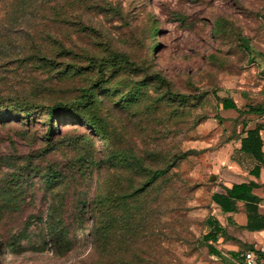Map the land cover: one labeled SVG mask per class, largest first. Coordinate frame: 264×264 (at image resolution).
<instances>
[{"label":"rangeland","instance_id":"1","mask_svg":"<svg viewBox=\"0 0 264 264\" xmlns=\"http://www.w3.org/2000/svg\"><path fill=\"white\" fill-rule=\"evenodd\" d=\"M216 93L264 104V0H0V264H210Z\"/></svg>","mask_w":264,"mask_h":264},{"label":"crops","instance_id":"2","mask_svg":"<svg viewBox=\"0 0 264 264\" xmlns=\"http://www.w3.org/2000/svg\"><path fill=\"white\" fill-rule=\"evenodd\" d=\"M258 106L264 107V104ZM245 108L239 109L245 110ZM220 111L221 115H218L224 119L223 123L233 124L236 135L243 130L241 122L246 120V130L260 128L262 140L263 156L258 161L252 155L241 151L240 138H244L245 135L240 138L233 137V141L238 143L237 151L227 167L223 168L219 174V191L212 194V197L216 194L223 195L225 189H231L233 185L251 184V194L258 199L257 203L250 205L252 203L245 204L239 201L236 212L225 213L212 202L217 219L212 217L207 220L213 224V227H208L209 233H212L215 238L214 241L207 243L211 248L210 264H244V255L248 251L254 252L260 260L264 259V254L260 251L264 249V113L250 114L248 117L243 116L239 119V114L234 110H223L220 105ZM236 120L239 123L236 124ZM247 204H249L251 223H249L248 212L244 208Z\"/></svg>","mask_w":264,"mask_h":264},{"label":"trees","instance_id":"3","mask_svg":"<svg viewBox=\"0 0 264 264\" xmlns=\"http://www.w3.org/2000/svg\"><path fill=\"white\" fill-rule=\"evenodd\" d=\"M76 3H78L79 5L82 4H86L87 0H75ZM81 28V32H84V25L80 26ZM154 34H158V30L154 31ZM111 59V66L114 69H118V67L121 66H127L128 68H134V64L130 61V58L127 55H116L114 54L113 57L110 58ZM100 62H91L89 68L95 66L97 67L100 71H102L103 64H99ZM74 74L76 73H80L79 70H77L76 68L73 69ZM84 70V69H83ZM160 79V78H159ZM92 86L90 85L87 88H84L82 90V96L81 98L76 102V106L77 107H85L87 105V103H91L92 102ZM216 96L215 99L218 101L219 105H221V108L223 110H234L239 114V119H241V117L246 116L248 117V115L250 114H263L264 113V107L262 106H252V105H248L246 106L245 110H241L237 107V105L233 102L232 99L230 98H219L217 96V93L214 94ZM177 98L180 100H187L189 98H191L190 96H184V95H177ZM36 106H33V108ZM17 108L20 109H24V108H29L26 105H22V106H17ZM48 113H49V117L50 119H55V117H61V109H59L57 106L48 108ZM3 112H0V118L4 117L3 116ZM86 115V120L87 121H93V118L90 117L88 114ZM69 118V117H67ZM216 119L220 124H223L224 119L222 117H220L218 114L216 115ZM238 119V120H239ZM238 120L235 121V123H239ZM246 120L241 122V126L243 127V130L241 132H239L237 135L234 133V136L236 138H240L241 136L245 135L244 138H240V143H241V151L243 153H246L248 155H252L256 160H261L262 156H263V152H262V140H261V136H260V128H257L255 130H246L247 127V123L245 122ZM92 127L96 130V126L94 124H92ZM168 169L165 170H158L152 173L151 178L148 180L147 184L152 183L154 180L163 177L167 174ZM55 175L53 173H49L45 184L46 187L51 186V184L55 181ZM251 188L252 185L251 184H242V185H233V187L231 189H225V193L223 195H214L212 197V202L215 203L216 205H218L223 212L225 213H233L237 211V202L242 201L246 203H252L250 205H253L254 203L256 204L258 199L255 198L254 196H252L251 194ZM100 203V202H99ZM101 204V203H100ZM249 204L245 205V210L248 212L249 210ZM51 218L55 217V211L52 212V214L50 215ZM248 219H249V223H251V217L250 214L248 212ZM208 226L213 227V224L211 222H207ZM50 228V234L52 235V240H53V245L55 247H59L60 248V241L61 239L59 238V230L58 228L51 226ZM214 236L212 233H209L208 235H206L204 237V241L206 243H208L209 241H214ZM207 247L209 249V251L211 252V248L208 246ZM37 251H41L42 248H35Z\"/></svg>","mask_w":264,"mask_h":264},{"label":"built area","instance_id":"4","mask_svg":"<svg viewBox=\"0 0 264 264\" xmlns=\"http://www.w3.org/2000/svg\"><path fill=\"white\" fill-rule=\"evenodd\" d=\"M261 253L264 254V249H260ZM244 264H264V259L256 257L254 252L248 251L244 255Z\"/></svg>","mask_w":264,"mask_h":264}]
</instances>
